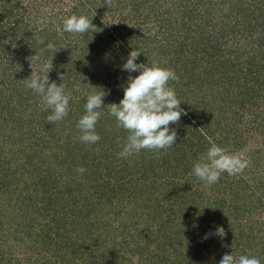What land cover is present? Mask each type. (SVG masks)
Returning a JSON list of instances; mask_svg holds the SVG:
<instances>
[{
  "label": "rangeland",
  "instance_id": "obj_1",
  "mask_svg": "<svg viewBox=\"0 0 264 264\" xmlns=\"http://www.w3.org/2000/svg\"><path fill=\"white\" fill-rule=\"evenodd\" d=\"M72 1L65 0L68 5L63 4L64 6L57 9L56 19L58 21L56 24L70 17L68 13ZM96 1L99 3L98 9H95L96 13L100 14L99 12L103 8V13L106 16L102 15L99 28L105 27L103 31L109 30L119 38L117 40L110 39V45L112 44L111 46L116 51L113 56L114 63L104 69L101 73L104 74L102 81H98L95 86L108 93L104 97L105 108L100 110L103 113L101 122L103 119L106 121L110 119L108 123L113 125V121H111L113 117L108 115L106 107L116 103L115 99L118 104L123 99L122 88L127 84L129 75L135 77L140 74L138 71L129 73L123 70V64L126 63L132 50L144 46L142 51L147 54L144 57L140 55L136 60L137 64L148 63L150 66L157 63L161 67L174 69L180 77L179 83L170 81V86L175 88L176 95L181 100L180 108L183 110L180 120L169 126L177 133L176 144L166 150H141L140 153L125 159L118 158L117 153L122 150V145H119L118 140L115 142L117 146L112 147L115 150L109 159L104 156L99 159L101 163L98 175L103 182L110 179L112 183L120 174L123 175V178L125 177L121 179L124 186L120 187L118 193V196H122L121 199L117 198L119 202H111L106 206L94 205L91 209L90 207L82 209L79 207L75 210L74 206L71 211L70 207L64 206L65 202L55 205L52 201L37 203L32 200L28 202L29 205H26L16 201V196L10 207L3 206L0 211V257L6 256L3 254L11 242L13 249H16L17 252L27 249V251L29 250L28 254H31L32 251H35V254L32 252L31 258L26 259H24L26 253L17 254L14 251L17 256H10L12 257L11 264H169L168 259H173L163 255L165 240L168 237L164 234L165 230L173 229V236L168 239L176 246L177 239L175 237L179 235L176 230L182 231L181 228L186 226L188 221L194 222L199 218L200 214L196 212V208L197 203L201 202V206L206 208L203 217L212 223V226L210 225L213 230L211 231L212 236L210 240L208 238L204 241L208 247H205L202 254L196 255L194 260L190 259L181 263L179 261V264H219L225 254H234L238 258L240 255L256 257L261 252L260 260L261 264H264V39L253 38L260 28L259 22L255 20V14L252 12L250 17L244 18L238 11L245 10L246 5L242 4V1L246 0H239V3L238 0H215L219 8L217 11H213L208 23L205 19L198 20L201 17L198 14L200 12L204 14V9L201 11L199 9L193 14L186 13L184 8L175 9L173 4H176L175 2L178 0H143L140 8L135 7V12L129 7L124 9L125 12L122 15L118 14L117 9H115V15L109 11L111 8L109 4L108 6L103 4V2L108 3V0ZM251 1L264 2V0ZM76 2L78 3V0ZM188 5L184 3L181 6L187 7ZM51 9L53 10V8ZM51 9L49 11H52ZM258 9L256 8L255 12L260 15L264 8L259 7ZM124 17L127 19L123 20ZM183 17L187 21L192 19L193 22L190 23L192 26L187 30L179 28L176 31L178 27L174 25H179ZM261 17L264 19V15ZM256 19L258 20V17ZM125 24L126 26H124ZM170 25H173L176 30L168 29ZM262 25L264 27V22ZM124 32L135 33L134 36L137 37L134 38V42H137L138 45H128L127 41L120 38ZM210 59L226 63L227 67L229 64L231 66L228 67V70L225 67V69L215 72L217 75L214 80L205 81L208 82L207 85L215 81V85L220 86L221 94L217 93V98L212 101L208 100L211 99V95L207 94L211 89L203 87L197 77L198 74L206 71L201 69L208 68L206 66ZM261 62L262 67L258 68L259 71L251 68L256 65L255 63ZM3 65L0 64V67ZM26 67L32 72L35 70L38 74V69L42 65L36 64L34 69L29 63ZM210 67L214 68L211 65ZM208 70L209 72L206 74L214 72L210 68ZM89 79L87 83L90 82ZM89 90V88L79 89L78 87L71 91L73 104L70 103V108L73 111L66 118L73 121L77 117V113L79 114V110H85L86 101L78 102L82 97H87ZM237 91L241 93L243 99L248 101H250L251 95L255 96L254 103L252 102L254 109L245 110L241 121L234 119L240 105L236 103L229 105ZM202 101L209 103L207 104L208 109H202L205 106ZM34 104L37 107L35 115L38 116V112L45 110L41 106L39 96L36 99H30L31 109L34 108ZM13 106L15 103L7 110V113ZM191 111L196 117L189 115ZM203 112L208 116H212L213 113L217 118L215 119L221 124H217L211 119L210 125L205 121L207 116H204ZM188 119L191 121V125ZM39 122L41 119H38ZM70 122L67 120L64 122V127L67 129L60 134L64 142L66 141L65 148L61 150L52 144L39 150L40 156L44 160L42 167L50 166L56 170V185L53 180L46 181L45 185L49 191L48 195L52 194V190L54 191L53 199L63 195L67 198L71 194L73 195L70 197H73L81 191L77 185L72 186L69 183L73 176L75 179L78 178L77 168L69 170L71 168L69 161L78 152L86 153L92 150L95 153L97 150L94 147L95 144L82 142L79 143L80 145L76 144L79 141L75 139L79 135V130H74L75 127H72ZM54 125L45 119L44 128H52L51 126ZM237 126L240 127V131L232 135L230 133L231 130L233 131L232 128L235 129ZM215 128H219L222 139H216V134H212ZM120 130L117 129V132H121ZM98 133L100 135L102 131ZM229 133L230 136H228ZM99 142L102 143L103 139ZM212 143L227 148L231 153H239L249 161V165L240 174L222 173L217 183L207 187L204 182L192 175L191 171L194 163L199 160L201 154L207 152ZM69 151L72 155L67 157ZM54 153H57L58 156L46 157ZM107 166H111L112 171L109 174ZM62 168L63 171L60 173ZM129 171L133 174H128ZM198 181L201 182L200 185L197 183ZM198 187L201 189L200 191ZM132 192H134L133 196ZM0 197L2 196L0 195ZM192 202H195V209L191 208L194 206ZM83 204L86 206L87 202ZM27 206L31 207L32 212L25 211L24 208ZM46 206L48 210L44 209ZM110 206H113L111 212L109 211ZM116 206L120 207L115 209ZM40 207H43L42 211L39 210ZM24 211L28 215L25 216ZM75 211L80 212L76 213ZM55 212L59 214L62 212L63 218L57 221L59 224L64 222L65 227L58 229L56 226L53 229L54 232H49V234L40 230V226L44 224H56L57 221L55 222L49 215L54 216ZM16 215H18L19 223H24L23 226H20L21 228L27 223L33 225L31 227L34 230L33 235L22 236V240H17L19 236L24 235V232H21L20 227L18 229L15 220H12L11 224L7 222L9 218ZM5 221L7 224L4 226ZM199 224L207 225L204 221ZM97 226H101V231L97 230ZM219 228L224 229L223 237L217 234ZM79 231H82L83 235L80 238H78ZM57 232H60L61 235L55 236ZM202 233L204 234L203 231H201ZM44 236L50 239L52 246H49L48 243L44 244L46 242ZM253 236H257L256 239H253ZM93 237H97V240H92ZM141 239L149 242L153 240L154 243L150 248L146 246L145 241H142L144 255L139 253L136 256L127 251L129 249V245L125 248L127 241L134 242L141 241ZM75 241L81 243V245H77V251L68 247ZM93 243L97 247H94ZM134 245L131 243L130 247ZM178 249L181 251L180 246ZM109 250H114L116 255L109 254ZM184 252L186 249L179 252L181 255L175 260H181L184 257ZM156 257L157 259H152L155 262L149 260V258Z\"/></svg>",
  "mask_w": 264,
  "mask_h": 264
},
{
  "label": "trees",
  "instance_id": "obj_2",
  "mask_svg": "<svg viewBox=\"0 0 264 264\" xmlns=\"http://www.w3.org/2000/svg\"><path fill=\"white\" fill-rule=\"evenodd\" d=\"M76 1L77 0H73L71 2V9L68 14L70 16L72 14H76L78 16L87 15L90 20L92 19V24L95 25L96 28L99 29V31H89L84 34H70L68 32H64L63 21L59 23L61 25L56 24V21H58V19L56 18L58 15L57 9L62 7L63 4L68 5L65 0H0V64H4L2 66L3 68L0 67V195L3 197V199L2 197H0V211L3 209V206L10 207L16 196V201H19L20 203L26 205H29L28 202H31L32 200L37 203H40V201H52L55 205L65 202L64 206L70 207L71 211H73L74 206L75 210L79 209V207L81 209L90 207L91 209L94 207V205L106 206V204L108 205L111 202H116L118 201L117 198L121 199L122 197L121 195L118 196V193L120 187L124 186L123 180L121 181L123 175H118L115 178V182L113 183L110 179H106L107 181L103 182V180L98 175V168L100 167L101 163L99 159L103 156L106 159H109V157L115 150L112 147L117 146L115 142L119 140V145H123V142L126 140V137L128 135V132L124 129H121V132H117L116 120L114 117V120L111 119V121H113V125L111 123H108L110 119L107 121L103 119L102 122L100 120L96 124V131H102L100 136L101 140L103 139L102 143L98 142L95 145L93 144L96 149H99V152L97 150L95 151V153H93L92 150L86 153L78 152L77 154H75V156H73V159L69 161V164L71 166L69 170H72L74 168L76 169L78 167H84L86 169L83 174L77 172V179H75L74 176H71L72 178L69 182L70 185H77L80 188L81 191L78 190V194H80L81 196L78 197L77 194L73 197H70L71 195H73L71 194L66 198L64 195H61L62 197H55L53 199L54 191L52 190V194L48 195L49 191L45 188L46 181L49 180H53L54 184L56 185V170L54 168H51L50 166H46L45 168L42 167V161L44 160H42V156H40L41 153H39V150L44 149L46 148V146L52 144H54L58 149L61 150L65 148L67 145L65 143L66 141L64 142L63 138H61L60 136V134L67 129L66 127H64V122L66 120L71 121L70 125L72 127L74 126V130H76L77 122L79 118L85 113V110H79V114L77 113V117L73 121L72 119L70 120L69 118H66L64 122L60 121V123L58 122V124L51 126L52 128H44L45 119L48 115L51 114V109L44 110L43 112H38L37 116L35 115V111L37 110L35 104L33 109H31L32 106L29 105L30 99H36L38 95L35 94L33 90L27 89L24 86V80L30 78L32 75V70L26 67V65L30 63L28 58L37 54L39 55V61L37 62V65H42V67L38 69V74L41 75L43 74L42 69L44 65L50 64L52 61V68L47 69L49 71V82L54 81L58 86L63 84L67 93H71V91L75 90L78 87L79 89L83 87L89 88V93H91L94 90L92 86H96V84H98V81H102V75L104 74L101 73L104 71V69H106L110 64L113 65L112 63H114L113 56H115L116 51L114 47L111 46L112 44L110 45V39H119L118 37H115L109 30H107L106 32L103 31L105 27L99 28L102 18L106 16L103 13V8H101L99 12L100 14L96 13L95 9H98L99 7V3L96 0H78V3ZM142 2L143 0H108V3L103 2V4L106 6H108L109 4V6L111 7L109 11H111L112 14L115 15V9H117L118 14L122 15L123 12H125V10L129 7L133 10V12H135L136 8L141 7ZM175 3L176 4H173L175 9L184 8L185 12L190 14L196 13V11H198L199 9L200 11L204 9V14L201 12L198 14L199 16H201L198 18V20L205 19L207 23L209 22V20H211V16L214 13L213 11H217V8H219L217 7L218 4H216L215 0H178ZM184 3H186V5H188L187 3H191L192 6H189L191 4H189L187 7L181 6ZM131 4L135 6H132ZM242 4L246 5H244V9L246 11L243 10V12H241V10H238L239 6L237 7V10L242 14L244 18L250 17V13L252 12L255 14V20L259 22L258 26H260L259 38L264 39V27L262 25L264 19H262L261 17V15H264V10L261 11L260 15H258V13L256 14L255 12L256 8H264V2L258 3L256 1L252 2L251 0H246L242 1ZM51 8H53V10ZM50 9L52 11H49ZM183 16L186 17V15ZM256 17H258V20L256 19ZM126 19L127 18L124 17L123 20ZM192 22V19H188L187 21L183 17V19L180 20L179 25H174L175 27H178L177 30L173 25H170V28L168 29H171L172 31L175 29L176 31H178L179 28H186L187 30V28H190V26H192L190 25V23ZM197 25L200 24L197 23ZM124 26H126V24ZM134 34L135 33L124 32L122 36H120V38H123L125 41H127L128 45H138L137 42H134V38L137 37L134 36ZM5 40H9V43H4ZM40 41H43V43H41ZM48 43H52L55 46V49L49 50L47 48ZM143 47H141L140 49L142 50ZM55 50L58 51L54 53ZM145 54H147V52L142 51L140 55L144 57ZM201 60H203L202 57ZM262 62L255 63L256 65L251 68L259 71V69H261L259 67H262ZM7 63H10V65H7ZM210 65L214 68H211ZM226 65V63L210 59L206 67L210 68L214 72L206 74V72H209V70L208 68L204 67L201 70L204 69L206 71L197 75L202 83V86L211 89V91H208L207 93L211 95V99L207 98L208 100L212 101L213 99L217 98L216 95L217 93H220V86L215 85V81H212L213 83H211L210 85H207L208 82L206 83L205 81L214 80L217 75L215 72L225 69V67H227ZM229 66L230 64L228 65V67ZM62 75L65 76L63 80L61 79ZM88 79L90 80L89 83H87ZM89 93L87 91V95ZM235 94L236 95H234V97L231 99L229 105L232 103L240 105L237 113H235L236 115H234V119L241 121L245 110L248 109L250 111L251 109H254L252 102L255 99V96L251 95L249 98L250 101H248L247 99H243V96H241V93H238V91L235 92ZM86 99L87 97H82L81 101L79 100L78 103L86 101ZM208 100L207 102H210ZM115 101L118 104L116 99ZM110 102L112 103V101ZM207 102L202 101V104L205 105L202 109H208L209 106L207 104L209 103ZM14 103L15 106H13V108H11L7 113V110H9L11 105H13ZM69 103L73 104L72 98L70 99ZM72 111L73 110L70 108V115L72 114ZM207 112L209 113V111ZM189 115L196 117V115L192 111L191 113H189ZM203 115L207 116V118H210H205V121L207 123L210 124L212 119L216 121L217 124H221V122L216 120L217 118L213 113L212 116H208L205 112H203ZM38 119H41V122L38 123ZM188 122L190 123V125L192 124L189 119ZM232 129L233 131L231 130L230 132L232 135H235L240 131L239 126L235 127V129ZM230 133L228 136H230ZM212 134H216V139L218 138L220 140L223 138L221 133L219 132V128H215ZM77 142V145L81 144L80 141ZM221 143H223V141H221ZM41 144L42 147H40ZM70 155H72L71 151H69L67 157ZM38 156L39 158H37ZM57 156V153H54L46 157L54 158ZM106 169L108 170V174L112 171L111 166H107ZM62 171L63 168L62 170H60V173H62ZM129 173L133 174V172L131 171H129L128 174ZM126 177L128 176L126 175ZM197 183H199V185L201 184V182L199 181ZM199 187L198 189L200 191L201 189ZM133 194L134 192L131 193L132 196ZM76 197L78 201L76 200ZM84 202H87L86 206L83 204ZM192 204L194 206H191V208L195 209V202H192ZM201 204V202H198L196 208V212L200 214L199 218L194 222L188 221V223L185 224L186 226L181 228L182 231L176 230L177 235L179 234L177 237H175V239H177V241H175L176 246L172 244L168 239L173 236V229L169 228L165 230L164 234L168 237L165 240L166 242L164 241V248H162L163 255L165 257L167 256L173 259H168L169 264H179V261L181 263L184 261H189L190 259L194 260V257L196 255L202 254L205 247H208L204 241L208 240V238L210 240V237L212 236V223L210 222V220H206L205 217H203L204 210L206 208H204L203 205L201 206ZM117 207L120 206H116L114 208L117 209ZM26 208H24L25 211L32 212L30 206H27ZM44 209L48 210V207L46 206ZM112 209L113 206H110L109 211L111 212ZM39 210L42 211L43 207H40ZM25 211L24 215L26 216L28 215V213ZM80 211L83 212L82 210ZM80 211L75 212L79 213ZM116 213L121 214L120 212ZM49 215L53 217L55 222L58 219L60 220L61 218H63L62 212H60V214L58 212H55L54 216L51 214ZM12 220H15V224L17 225L18 229L24 224L19 223L18 215L12 216V218H9L7 222L11 224ZM58 221L53 225L42 223L44 225L40 226L39 229L46 232L47 234H49V232H54L53 229L56 226L58 229H63L65 227L64 222H62V224H59ZM201 221L206 222L207 225L199 224L201 223ZM5 224H7L6 221L4 223V226ZM31 227H33L31 223H27V225L22 227L23 229L20 227L21 232H24V235L19 236L17 240H22V236L25 237L33 235L34 230H32ZM97 228V230L100 229L101 231V226H97ZM201 231H203L204 234H201ZM81 232L79 231L80 236H78V238L83 236ZM161 232L163 231L161 230ZM66 233L69 236H72L68 232ZM60 235V232H57V235L55 236ZM256 237L257 236H253L252 238L256 239ZM43 238L46 241L44 242L45 245L48 243L49 246H52V244L50 243L51 241L49 238H47V236H44ZM92 240H97V237H93ZM142 241H145L146 246H149L150 248L152 247L151 245L154 244L153 240L149 242L148 240L141 239V241H127L125 248H127L129 245V249L127 251H129L130 253H134V255L136 256H138L139 253L141 255H144V251L142 248V244L144 243H142ZM131 243L135 244V247H130ZM62 245L59 246L61 247ZM77 245H81V243H76L75 241L68 247H70L72 250L74 249V251H77ZM178 246H180L181 251H179ZM94 247H97V245L94 244ZM183 249H186V252H184L185 254L183 255L184 257H182L181 260L178 259V261H176L175 259L177 257L179 258V256L181 255V253L179 252H182ZM14 251L17 252L16 249H13V246L10 242V245L7 246L4 254L2 253L6 256L0 257V264H11L12 257L17 256ZM25 251H27V249L22 250V252L18 251L17 254L26 253L27 255L24 257V259L31 258L32 252L33 254H35V251H32L31 254H28L29 250L27 252ZM113 251L114 250H109V254L116 255ZM256 257L260 259L262 257V252L260 254H257ZM152 259H157V257L149 258L151 262H155Z\"/></svg>",
  "mask_w": 264,
  "mask_h": 264
},
{
  "label": "clouds",
  "instance_id": "obj_3",
  "mask_svg": "<svg viewBox=\"0 0 264 264\" xmlns=\"http://www.w3.org/2000/svg\"><path fill=\"white\" fill-rule=\"evenodd\" d=\"M63 31L84 34L99 29L87 16L72 14L64 19ZM259 35L258 32L253 38L258 39ZM4 43H9V40H5ZM47 48L54 50L55 46L48 43ZM56 51L58 50L54 53ZM141 52L139 48L132 50L123 64V70L129 73L138 71L140 74L135 77L129 75L127 84L123 86V99L119 104L112 103L106 107L108 115L115 118L117 129L128 132L122 150L117 153L118 158L126 159L140 153L141 150L159 151L171 148L176 144L177 133L169 126L177 123L183 114L180 108L181 100L178 99L175 88L170 86V81L179 83L180 77L174 69L161 67L157 63L150 66L148 63L137 64L136 60ZM28 59L30 66L35 69L39 55ZM49 68H52V61L44 65L42 75L33 70L31 77L24 80V86L41 98L42 108L51 109V114L46 119L48 123L56 124L69 114L71 93L65 91L63 84L58 86L54 81L49 82L47 70ZM64 77L62 75L61 79ZM92 87L94 90L87 95L84 104L85 113L76 125L79 135L75 139L85 144H97L101 140L96 131V124L103 115L100 110L105 108L104 97L108 95L102 88ZM117 142L120 143L119 140ZM248 165L249 161L239 153H231L227 148L212 143L207 152L201 154L199 160L194 163L191 174L204 182L205 186L210 187L219 181L222 173L240 174ZM76 171L83 174L86 169L78 167ZM217 234L223 237L224 229L219 228ZM219 264H261V260L255 256L240 255L237 258L234 254H225Z\"/></svg>",
  "mask_w": 264,
  "mask_h": 264
}]
</instances>
